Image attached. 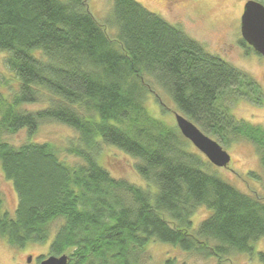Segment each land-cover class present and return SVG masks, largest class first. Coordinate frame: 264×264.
I'll use <instances>...</instances> for the list:
<instances>
[{
	"label": "trees",
	"instance_id": "trees-1",
	"mask_svg": "<svg viewBox=\"0 0 264 264\" xmlns=\"http://www.w3.org/2000/svg\"><path fill=\"white\" fill-rule=\"evenodd\" d=\"M239 44L245 55H259L243 39ZM0 51L9 53L5 66L20 82L11 100L0 97V167L18 199L11 218L0 198V237L9 246L42 244L55 231L49 255L66 254L67 264H138L154 239L208 259L249 253L251 242L264 237V202L207 173L210 163L188 150L177 126L144 106L153 93L166 111L157 85L211 139L253 144L264 171V129L236 119L225 104L244 97L262 103L261 86L247 73L136 0H112L102 23L86 0H0ZM44 101L48 106L37 111L21 108ZM46 122L78 132L77 145L65 150L81 163L61 160L49 143L2 139ZM97 137L137 159L135 171L156 192L101 167ZM200 206L211 214L193 229L190 218ZM258 259L264 264V253Z\"/></svg>",
	"mask_w": 264,
	"mask_h": 264
},
{
	"label": "rangeland",
	"instance_id": "rangeland-1",
	"mask_svg": "<svg viewBox=\"0 0 264 264\" xmlns=\"http://www.w3.org/2000/svg\"><path fill=\"white\" fill-rule=\"evenodd\" d=\"M86 1L89 12L99 23H102L111 8L112 0ZM136 1L148 11L179 26L188 36L199 42L206 52L221 57L256 80L263 92L261 104L254 103L246 97L236 100L227 99L225 104L230 107V113L236 119L259 125L264 129V56L256 54L247 56L239 44L241 39L240 18L247 0ZM106 32L111 36L115 30L106 29ZM32 55L44 59L40 51L34 50ZM7 56H9L7 51H0V97L3 101L11 100L20 85L15 73L5 66L4 60ZM150 82L154 84L152 80ZM153 87L166 111L163 113L159 104L155 102L154 94L148 93L144 100L147 113L168 127H176L175 114L179 112L175 109L172 100L157 85L154 84ZM47 106V101H44L25 104L21 108L27 111H37ZM83 115L88 117L86 113ZM93 119L99 120L96 114L93 115ZM78 137V132L66 125L46 122L39 125L33 133H28L23 129L12 135H3L2 139L14 146L25 142L52 144L58 149L61 160L75 165L81 161L68 154L65 149L71 144L77 145ZM96 140L100 143V149L95 154V160L113 178L124 179L149 191L152 195L156 192V187L145 181L135 171L133 166L137 159L126 155L114 146L104 144L100 137ZM189 145L188 150L198 152L204 161L209 162L190 142ZM220 145L230 155L229 163L226 167H216L209 162L210 165L204 170L218 176L240 192L264 202V171L259 165L254 145L244 139L234 141L229 146ZM250 172H255L258 179L250 176ZM0 198L2 213L6 212L13 218L18 201L17 194L11 181L4 177L1 167ZM210 214L211 210L206 207H198L190 218L192 228L196 229L199 223ZM164 217L168 219L167 215ZM58 225L54 223L52 229H56ZM54 234L55 231H52L45 243H27L23 248H13L8 245L5 238L0 237V264H38L37 259L40 256L44 258L49 256V245ZM250 246L252 251L249 253L232 252L223 257L203 259L177 246L154 239L150 240L139 254L138 264H261L258 253H264V237L251 242ZM28 257H31L30 262L27 261Z\"/></svg>",
	"mask_w": 264,
	"mask_h": 264
},
{
	"label": "water",
	"instance_id": "water-1",
	"mask_svg": "<svg viewBox=\"0 0 264 264\" xmlns=\"http://www.w3.org/2000/svg\"><path fill=\"white\" fill-rule=\"evenodd\" d=\"M240 33L243 39L256 53L264 56V5L255 0H247L240 18ZM176 126L180 134L187 139L207 160L216 167H226L230 155L222 146L204 134L185 116L175 114ZM31 257L27 261L30 262ZM66 254L49 255L38 264H67Z\"/></svg>",
	"mask_w": 264,
	"mask_h": 264
}]
</instances>
